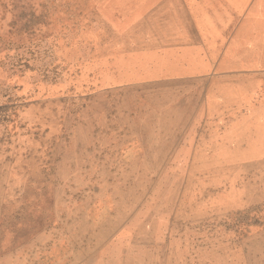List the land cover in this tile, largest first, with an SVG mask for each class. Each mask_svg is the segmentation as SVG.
Wrapping results in <instances>:
<instances>
[{
    "label": "rangeland",
    "instance_id": "374dc122",
    "mask_svg": "<svg viewBox=\"0 0 264 264\" xmlns=\"http://www.w3.org/2000/svg\"><path fill=\"white\" fill-rule=\"evenodd\" d=\"M102 1L0 0V264H264L263 59L167 76Z\"/></svg>",
    "mask_w": 264,
    "mask_h": 264
},
{
    "label": "crops",
    "instance_id": "0c3cea01",
    "mask_svg": "<svg viewBox=\"0 0 264 264\" xmlns=\"http://www.w3.org/2000/svg\"><path fill=\"white\" fill-rule=\"evenodd\" d=\"M101 16L118 38L104 45L154 62L148 66L185 70L167 76L203 78L231 68L247 76L254 58L264 61L252 55L264 51V0H103Z\"/></svg>",
    "mask_w": 264,
    "mask_h": 264
},
{
    "label": "bare ground",
    "instance_id": "6f19581e",
    "mask_svg": "<svg viewBox=\"0 0 264 264\" xmlns=\"http://www.w3.org/2000/svg\"><path fill=\"white\" fill-rule=\"evenodd\" d=\"M229 74V73H228ZM210 89V88H209ZM258 115V114H257ZM213 161V160H212ZM221 161V160H220ZM222 162V161H221ZM215 163H216V161H215ZM211 164H213V162H211ZM242 165V164H241ZM243 166V165H242ZM246 166V165H245ZM228 167V166H227ZM220 169V168H219ZM238 173V172H237ZM216 174V173H215ZM219 175V174H218ZM192 183V182H191ZM185 203V202H184ZM172 207V206H171ZM157 235V234H156ZM262 243V242H261ZM252 246V245H251ZM259 246V245H258ZM121 249V248H120ZM254 250V249H253ZM241 251V250H240ZM246 251V250H245ZM157 252H158V249H157ZM252 253V252H251ZM148 255V254H147ZM216 255H214V258H213V260H214V264H226L224 261H221L220 259H218L219 257H218V255L215 257ZM245 256V255H244ZM253 256V255H252ZM213 257V256H212ZM131 258V257H130ZM237 258H238V256H237ZM246 258V257H245ZM248 258V257H247ZM246 258V259H247ZM251 259V258H250ZM153 260V259H152ZM247 262H248V260H247ZM252 262V261H251ZM250 262V263H251Z\"/></svg>",
    "mask_w": 264,
    "mask_h": 264
}]
</instances>
